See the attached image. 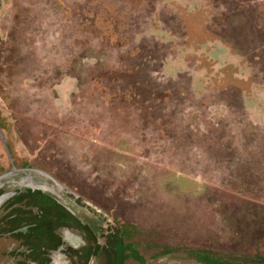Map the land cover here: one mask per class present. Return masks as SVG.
I'll return each mask as SVG.
<instances>
[{
  "label": "rangeland",
  "instance_id": "rangeland-1",
  "mask_svg": "<svg viewBox=\"0 0 264 264\" xmlns=\"http://www.w3.org/2000/svg\"><path fill=\"white\" fill-rule=\"evenodd\" d=\"M0 119V176L48 173L98 233L89 264L120 237L145 260L125 264L264 253V0H0ZM8 224L0 264H41ZM59 230L49 264H82Z\"/></svg>",
  "mask_w": 264,
  "mask_h": 264
},
{
  "label": "flooded vegetation",
  "instance_id": "flooded-vegetation-1",
  "mask_svg": "<svg viewBox=\"0 0 264 264\" xmlns=\"http://www.w3.org/2000/svg\"><path fill=\"white\" fill-rule=\"evenodd\" d=\"M21 173L24 174L19 181V183L22 185V188L18 189L17 191L6 194L2 188L3 184L0 183V211H4L2 218L6 219V222L9 223L5 227L6 232L15 236L16 240H22L24 242L27 247L26 254L33 261L39 262L41 264H49L52 252L59 250L64 245V241L61 237V234L59 233V229H74L79 231L87 241L86 245H84L79 250L77 255L80 260L84 259L83 263L86 262V264H89L92 257L96 255V252L98 253L102 249L95 227H92L88 222L81 219L80 216H78L77 213H75L73 209L64 202V197L60 192L63 190H54L49 186L48 181L50 180V176L48 173H41V171H35L33 168H21L17 170L14 169L10 173H4L0 176V179L3 180V178L9 174H12L14 178V176H19ZM33 173H35V176L43 177L42 179L45 181L35 178ZM45 196H53L60 203L65 205L66 208L77 218L89 225L97 241L92 242L93 239L89 241L86 237V234L79 227H76L74 224H72L71 221L67 222L62 219L57 220V218L55 219L54 216H52L54 221H50L51 204L49 201L44 199ZM40 223H42L44 226V230H42V235L35 242L36 226ZM88 244H91L89 250L90 252L88 253V258H85L84 247H86ZM77 263L78 262L73 264Z\"/></svg>",
  "mask_w": 264,
  "mask_h": 264
},
{
  "label": "trees",
  "instance_id": "trees-1",
  "mask_svg": "<svg viewBox=\"0 0 264 264\" xmlns=\"http://www.w3.org/2000/svg\"><path fill=\"white\" fill-rule=\"evenodd\" d=\"M0 124L2 125L1 119ZM44 199L50 202V213L55 217V219H62L67 222L71 221L72 224H74L76 227H79L86 234V237L89 241L91 239H93L92 242L97 241L89 225L77 218L66 208L65 205L60 203L53 196H45ZM43 227L44 226L42 223H40V226L39 224L36 226V230H41L42 232V230H44ZM129 232H131V230L127 229L126 233L128 234ZM90 246L91 244H88L86 247H84L85 258H88ZM171 250V247L165 248V251L167 252ZM190 256L197 264H264V253L261 251L250 253L229 250H214L209 248H193L190 251ZM129 258H135L141 263H144L145 261L139 250L135 247L134 242H125L124 239L120 237L118 238L116 244V254L113 257L114 264H125ZM83 264H86V262Z\"/></svg>",
  "mask_w": 264,
  "mask_h": 264
},
{
  "label": "crops",
  "instance_id": "crops-1",
  "mask_svg": "<svg viewBox=\"0 0 264 264\" xmlns=\"http://www.w3.org/2000/svg\"><path fill=\"white\" fill-rule=\"evenodd\" d=\"M223 44V43H222ZM221 43H216V45H209L210 51L212 50L214 53L217 54L219 57H222L224 60L231 59L233 57L232 53L230 52V46L222 45ZM205 44H203V47ZM208 48V47H207ZM230 50V51H229ZM220 51V52H218Z\"/></svg>",
  "mask_w": 264,
  "mask_h": 264
}]
</instances>
